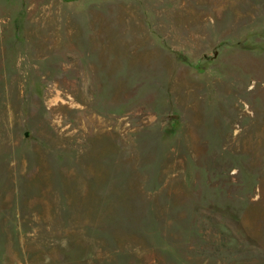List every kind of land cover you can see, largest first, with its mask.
<instances>
[{"label":"rangeland","instance_id":"obj_1","mask_svg":"<svg viewBox=\"0 0 264 264\" xmlns=\"http://www.w3.org/2000/svg\"><path fill=\"white\" fill-rule=\"evenodd\" d=\"M0 264H264V0H0Z\"/></svg>","mask_w":264,"mask_h":264},{"label":"water","instance_id":"obj_2","mask_svg":"<svg viewBox=\"0 0 264 264\" xmlns=\"http://www.w3.org/2000/svg\"><path fill=\"white\" fill-rule=\"evenodd\" d=\"M65 1H67V0H65Z\"/></svg>","mask_w":264,"mask_h":264}]
</instances>
